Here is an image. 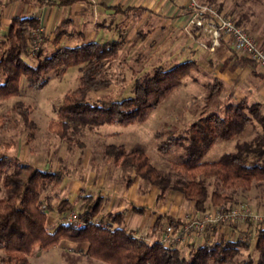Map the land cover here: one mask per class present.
Listing matches in <instances>:
<instances>
[{
  "label": "trees",
  "instance_id": "obj_1",
  "mask_svg": "<svg viewBox=\"0 0 264 264\" xmlns=\"http://www.w3.org/2000/svg\"><path fill=\"white\" fill-rule=\"evenodd\" d=\"M73 1L48 0L58 5ZM236 23L244 25V14L238 15ZM39 25L35 15L13 17L0 39V75L3 77L0 101L20 94L22 76L30 87L39 89L48 83L51 73L60 75L66 68L78 66V86L65 94L57 111V120L49 127L67 143L77 142L85 130L95 126L145 121L153 108L179 87L183 78L197 66L195 61L187 60L169 68L155 67L145 78L134 80L131 96L91 102L90 92L109 85L110 80L105 76L107 65L118 57L122 41L60 46L43 56L42 51H38L37 62L32 65L22 56L27 54L32 34ZM221 86L222 82L214 79L209 84L211 94H220ZM261 107L258 102L249 105L244 98L226 105L223 114L210 111L177 136L175 133L169 135V144L162 146V150L171 147L172 143L183 148L178 160L172 163L173 174L159 171L141 148L126 151L122 145L110 144L105 146V152L116 165L134 170L136 176L156 186L160 195L168 189L180 191L185 199L193 202L198 212L205 210L208 199L214 206L232 203L239 190L250 195L259 184L262 193L260 196L254 193L252 198L259 199L257 205L264 207V113ZM13 110L22 115L26 124L33 126L27 109L21 103L15 104ZM1 121L2 117V125ZM248 127L253 131L251 138L237 141L233 150L224 152L217 160H201L214 142L235 140ZM209 179L212 180L210 183ZM61 183L62 175L58 171L40 169L19 158L0 155V250L3 251L0 264H32L29 257L35 247L46 251L62 241L86 244L84 250L75 251L76 256L85 258L88 264H264V227L258 231L254 241L256 257H237L239 247L249 248L245 241L202 245L185 257L175 247L164 245L157 239L146 242L125 230L120 213L113 215L107 224L94 221L102 206L101 197H84L81 226L61 222L49 230L47 213L41 210L40 195L49 185L58 187ZM210 185L214 187L211 191ZM68 207L69 202L64 200L58 210L63 212ZM45 208L53 210L50 196L46 198ZM133 209L144 210L137 206ZM171 223L175 226L180 224L173 220ZM157 226L158 223L154 228ZM70 263L78 264L77 259Z\"/></svg>",
  "mask_w": 264,
  "mask_h": 264
},
{
  "label": "rangeland",
  "instance_id": "obj_2",
  "mask_svg": "<svg viewBox=\"0 0 264 264\" xmlns=\"http://www.w3.org/2000/svg\"><path fill=\"white\" fill-rule=\"evenodd\" d=\"M196 1L200 4L215 6L219 11L232 18L237 26L251 35L256 43L264 48V0ZM187 6V0H183L182 10L187 16L188 22L190 10ZM240 14H244V25L236 23ZM128 15L130 17H127L126 23L123 25L125 27L123 35L119 38L122 45L118 57L107 65L105 76L109 78L110 83L103 89L90 92L88 96L91 102H107L129 97L132 95L135 79L145 78L155 67L169 68L187 60L185 59L187 52L184 49L179 51L173 48L172 54L168 58L164 57L166 53L163 56L158 54L157 49L159 50L160 45L153 48L152 43L140 35L146 28L140 29L141 23H139L138 15L136 13ZM187 22L185 27L186 25L194 27ZM61 27L65 30L69 26L65 23ZM7 29H1L0 24V39ZM38 29L41 30L38 47H34L33 33L28 52L22 56L29 64H36L38 51H42L43 56L51 53L57 47L73 46L70 43L65 45L66 42L60 43L58 39L52 41L54 35L51 32L46 34L41 28V24ZM182 29L183 32H188L186 28ZM72 30L74 29L72 28ZM65 31L68 32V30ZM34 32L37 33V30ZM189 32L194 35L192 40L197 42L198 48L200 47L204 56L198 59L196 68L183 78L180 86L165 96L153 108L147 119L141 123L122 125L116 122L95 126L85 130L84 135L79 136L77 142L74 140L67 143L59 138L49 128L50 123L57 120V111L65 94L78 86L80 75L78 66L66 68L60 75L51 73L48 83L39 89L30 87L27 79L22 76L20 94L0 101V117L3 119L2 125L0 124V155H10L26 161L34 167L58 171L62 175L60 186L49 185L40 195L41 210L47 213L49 230L61 222L66 223L71 214H76L73 224L83 223L80 213L86 196L92 197V199L102 198V206L94 217V221L107 224L111 222L113 215L120 213L121 217L124 215L126 218L124 222L122 218V227L125 230L136 231L137 237L149 243L160 236L161 230L171 223V220L182 223L186 216L197 217L199 213L211 212L215 206H218L212 205L208 199L205 210L198 212L194 209L193 202L185 199L178 190L168 189L160 195V190L156 186L136 176L134 170L116 165L105 152V146L110 144L122 145L126 151L141 148L159 171L164 174H173L172 163L178 160L183 148L172 143L171 147L162 150V146L169 144L167 143L168 136L173 133L177 136L180 132L188 129L194 120L210 111L216 110L223 114L226 103L222 98H219V94H211L209 84L213 82L217 71L222 68L228 69L227 66L230 65L229 62L232 63V59L236 58L235 60L241 63L243 59L247 58L233 51L228 39L229 44L226 47L230 48V54L233 57L231 56L230 60L222 59L218 48L224 35L220 38L219 45L210 51L208 49L211 42L209 33L199 29L196 31L198 35H195L194 31ZM255 65L257 66L256 63ZM2 80L3 77L0 75V81ZM247 100L249 105L254 103L248 98ZM17 103H21L23 108L27 109L28 119L33 122V126L26 124L22 115L13 110V106ZM261 110L264 113V102ZM252 136L253 131L248 127L235 140H217L201 157V160H217L224 152L233 150L237 141H244ZM211 181L208 180L209 183ZM259 185L250 195L245 190H239L234 195L235 201L222 205L238 207L245 204L254 211L264 214V208L255 207L257 202L252 200L254 193L259 196L262 193L261 184ZM213 188L210 185V191ZM48 196L51 197L52 211L45 208ZM138 197L142 198L140 202L137 200ZM64 200L69 202V207L60 212L58 206ZM141 203L146 206V212L131 211L132 204ZM126 211H129L130 214ZM147 212L149 217L152 216V219L158 215L157 220L151 224L152 220L149 219L148 223L140 226L139 218L145 217ZM131 216L133 218L131 222H128ZM132 221L135 222L134 225ZM156 222L158 226L154 228ZM263 227L264 223H221L201 233L191 234L177 246V249L183 256L189 257L194 249L202 245L218 241H245L249 244V248L239 247L237 257L239 259L256 257L253 248L254 241L256 234ZM77 249L84 250L85 246L65 241L52 250L45 251L35 247L29 260L32 264H69L77 259L78 264H88L85 258L76 256L75 250ZM2 255L3 251L0 250V258Z\"/></svg>",
  "mask_w": 264,
  "mask_h": 264
},
{
  "label": "crops",
  "instance_id": "obj_3",
  "mask_svg": "<svg viewBox=\"0 0 264 264\" xmlns=\"http://www.w3.org/2000/svg\"><path fill=\"white\" fill-rule=\"evenodd\" d=\"M182 5L183 0H74L70 4L63 5L51 3L48 0H0V20L1 29H4L8 28L13 17L35 15L39 19L43 31L46 34L51 32L54 35L52 41L58 39L60 43L66 42L65 45L70 43V45L76 46L91 41L107 42L119 39L123 35L125 28L123 25L126 23L127 17H130L128 14L136 13L139 23H141L140 29L146 28L140 35L152 43L153 48L160 45L159 50L157 49L158 54L163 56L166 53L164 57L168 58L172 54L173 48L179 51L184 49L187 52L185 59L197 63L204 54L199 49L200 47L198 48L197 42H193L194 35L189 32L194 31L193 33L198 35L197 29L187 27V25L185 27L187 16L182 10ZM65 23L69 26L65 29L68 32L61 27ZM183 27L188 32H183ZM57 30L58 32H56ZM227 44H229L228 37L223 36L218 51L222 59L230 60L232 59L229 50L231 47L229 46L230 48L227 49ZM235 59L231 60L232 63L229 62L228 69L222 68L215 74L214 79L222 82L219 98H222L226 105L248 98L260 103L263 107L264 70L256 65L253 66L244 59L241 63ZM137 200L140 202L142 198L138 197ZM252 200L257 203L259 201L254 198ZM262 205H264V197ZM133 206L143 207L144 210H134ZM131 211L144 213L147 209L144 203L132 204ZM126 212L129 213V211ZM157 216L152 219V216L149 217L147 212L145 217L139 218V225L144 226L150 220H152L150 222L152 224L157 220ZM122 218L124 222L125 216L123 215ZM132 218L131 216L128 222H131ZM133 223L135 222L132 221ZM127 231L134 235L136 232ZM59 245L49 250L55 249ZM82 245L86 248V244Z\"/></svg>",
  "mask_w": 264,
  "mask_h": 264
},
{
  "label": "built area",
  "instance_id": "obj_4",
  "mask_svg": "<svg viewBox=\"0 0 264 264\" xmlns=\"http://www.w3.org/2000/svg\"><path fill=\"white\" fill-rule=\"evenodd\" d=\"M188 24L211 35L209 50H214L220 38L224 35L230 40L231 48L239 55L256 63L264 70V48L259 46L254 38L246 31L235 24L232 18L219 11L213 5L200 4L196 0H187ZM41 30L33 34V44L37 48L39 45ZM204 47L205 44L201 43ZM76 220V214H71L66 223ZM264 223V214L254 211L248 205L242 204L238 207L215 206L211 212L199 213L197 217L186 216L184 221L177 226L172 223L167 224L156 238L167 246L177 248L191 234L201 233L212 226L221 223ZM83 223L78 222L77 226Z\"/></svg>",
  "mask_w": 264,
  "mask_h": 264
}]
</instances>
